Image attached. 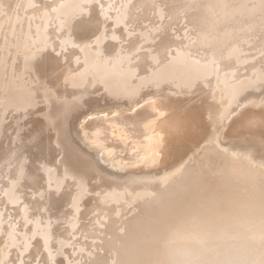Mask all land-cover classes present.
Returning a JSON list of instances; mask_svg holds the SVG:
<instances>
[{"label": "bare ground", "instance_id": "bare-ground-1", "mask_svg": "<svg viewBox=\"0 0 264 264\" xmlns=\"http://www.w3.org/2000/svg\"><path fill=\"white\" fill-rule=\"evenodd\" d=\"M21 259L264 264V0H0Z\"/></svg>", "mask_w": 264, "mask_h": 264}, {"label": "snow or ice", "instance_id": "snow-or-ice-1", "mask_svg": "<svg viewBox=\"0 0 264 264\" xmlns=\"http://www.w3.org/2000/svg\"><path fill=\"white\" fill-rule=\"evenodd\" d=\"M23 175H24V173H23V167H21L20 176L23 177ZM67 177H68V174L66 172L65 173V178H67ZM45 247H47V238L45 239ZM49 256L51 257V253L50 252H49ZM19 264H26V262L23 259H21V260H19ZM27 264H31V261L27 262Z\"/></svg>", "mask_w": 264, "mask_h": 264}]
</instances>
